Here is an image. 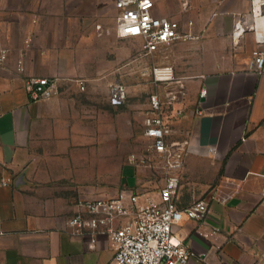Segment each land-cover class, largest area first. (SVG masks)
<instances>
[{"label": "crops", "instance_id": "crops-1", "mask_svg": "<svg viewBox=\"0 0 264 264\" xmlns=\"http://www.w3.org/2000/svg\"><path fill=\"white\" fill-rule=\"evenodd\" d=\"M154 2L155 15L196 35L139 55L173 67L175 80L156 91L163 100L178 81L186 88L184 97L162 109L172 128L169 140L190 143L176 202L184 208L205 200L208 213L203 221L183 219L175 235L196 253L188 264H264V70H250L253 51L264 49V10L255 29L233 38L237 17L251 10L253 0ZM108 3L118 12L115 0ZM49 5V23H65L67 6ZM5 23L0 19L9 47L0 64V264H111L115 249L106 229L128 218L100 226L93 245V230L69 221L90 217L82 203L122 190L157 196L164 174L131 161L147 146H131L132 119L119 114L126 102L114 104L100 82L58 67L63 50L10 48ZM21 58L24 72L17 70ZM29 76L57 77L59 93L31 100ZM145 105L138 133L147 143L150 97ZM121 137L129 145H120ZM211 227L218 230L209 238L197 232Z\"/></svg>", "mask_w": 264, "mask_h": 264}, {"label": "built area", "instance_id": "built-area-1", "mask_svg": "<svg viewBox=\"0 0 264 264\" xmlns=\"http://www.w3.org/2000/svg\"><path fill=\"white\" fill-rule=\"evenodd\" d=\"M115 6L118 10L117 35L120 38L142 40L145 53L155 52L177 40L196 37L191 31L183 29L179 21L155 15L154 0H115ZM263 10L264 0H253L251 10L237 17L233 38L242 36L248 29H255L258 19L263 16ZM187 25L193 27V21L190 20ZM1 36L0 27V64H4L9 50ZM17 70L25 71L22 58L17 63ZM250 70L258 73L264 70V49L253 51ZM153 75L155 82L159 84L175 80L173 67L169 65L154 66ZM58 80L57 77L29 76L25 81L29 98L42 100L56 96L59 93ZM79 83L84 90V82ZM178 83L177 89L167 92L165 100L156 92L150 95L151 109L145 119L144 132L149 138L146 153L142 156L135 153L131 155V161L137 166L153 168L164 174L165 183L158 195H141L139 191L122 190L114 198L82 203L90 217L78 214L69 221V225L77 229L91 228L93 245L100 226L120 218H128L120 227L106 229L115 249L111 264H188L196 256L193 250L176 237L175 226L185 218L203 221L208 213V203L205 200H195L184 208L178 206L176 196L181 181L180 172L190 151V143L188 140H169L172 128L162 117L164 106H169L186 95L184 84L181 81ZM201 94L205 95V90ZM109 99L116 105L125 103L128 99L127 86L120 81L111 83ZM210 151L214 152V148H210ZM3 184L7 185L8 182L4 181ZM217 230L216 227L207 230L198 228L197 232L209 238Z\"/></svg>", "mask_w": 264, "mask_h": 264}, {"label": "rangeland", "instance_id": "rangeland-1", "mask_svg": "<svg viewBox=\"0 0 264 264\" xmlns=\"http://www.w3.org/2000/svg\"><path fill=\"white\" fill-rule=\"evenodd\" d=\"M56 1L68 8L61 15L67 18L63 24L49 23L47 8ZM117 14L108 0H0V19L6 22L10 48L63 50V56L57 57L58 67L61 64L74 71L76 78L100 82L108 97L111 83L120 81L127 86L128 99L119 114L132 119L131 146L135 149L148 145L139 137V122L145 103L160 84L153 75L155 57L139 59L144 54L142 40L117 35ZM119 144L129 142L121 137ZM122 156L117 152V160Z\"/></svg>", "mask_w": 264, "mask_h": 264}]
</instances>
